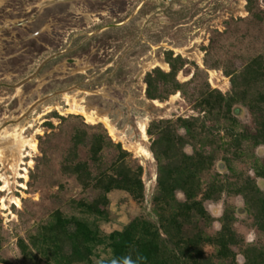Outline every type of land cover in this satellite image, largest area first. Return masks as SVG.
<instances>
[{
    "label": "rangeland",
    "instance_id": "374dc122",
    "mask_svg": "<svg viewBox=\"0 0 264 264\" xmlns=\"http://www.w3.org/2000/svg\"><path fill=\"white\" fill-rule=\"evenodd\" d=\"M247 67L254 74L245 80ZM148 72L159 98L147 94ZM235 77L229 116L243 149L264 161V139L255 147L243 141L264 135V0H0V264L107 262L99 246L71 251L55 225L86 221L101 237L138 217L158 223L155 203L185 201L181 190L154 198L169 171L192 174L198 162L188 177L197 210L182 227L190 254L264 264V201L255 220L238 188L222 179L231 175L225 145L205 129L189 136L179 119L200 118L192 132L230 125L218 110L203 115L200 102L214 89L232 95ZM238 166L264 195V179ZM134 171L144 198L122 189Z\"/></svg>",
    "mask_w": 264,
    "mask_h": 264
},
{
    "label": "trees",
    "instance_id": "16d2710c",
    "mask_svg": "<svg viewBox=\"0 0 264 264\" xmlns=\"http://www.w3.org/2000/svg\"><path fill=\"white\" fill-rule=\"evenodd\" d=\"M244 74L246 76L245 80H247L253 76L254 70L252 71L250 67H247ZM145 79L148 85V96L150 98H159V96L154 94L152 89V73L148 72ZM236 79L235 77L231 80L234 88L231 91L232 95L224 94L214 89L206 94H202L200 102L201 110L204 112L203 115L210 114L213 110H218L223 113V116L219 113L220 118L229 121L230 125L221 124V120L218 117L217 121H220L216 125L219 130L217 134L212 130L213 127L208 128L207 126L205 128L199 126L195 132H192V127L196 125L200 118L191 116L189 118L180 117L179 119L189 124L186 128L189 136L192 134L199 135L198 131L205 129L209 137H215L218 139L220 145H225L226 155L221 159L226 168L231 172V175L223 174L221 175L222 179L225 181L231 180L229 187L238 188V192L244 200L245 211L252 215L255 220H258V218L261 219L262 217L264 195L251 175L247 174L245 176L240 173L238 165H241V163L249 164L255 175L264 179V161L255 157L254 153L251 154L250 146V149H243L240 135L236 133L234 128L237 120L229 116L233 96L236 94ZM248 107L251 110L256 109L254 108L256 106L252 104H249ZM222 131H225L224 137L221 136ZM163 134L165 132H159L161 138H163ZM261 134L257 131L251 137L243 139V141L250 142L253 140L254 142L252 143L254 144L252 146L255 147V145L260 144L258 139H264V135ZM236 148L240 150L238 154L235 153ZM208 159L213 162L217 159V156L212 153L208 156ZM202 165V162H198L199 167H202ZM199 167L198 170L200 169ZM198 170L192 174H187L182 168L169 171V182L161 190L163 194L160 197L155 196L154 198H162L163 201H166L173 192L181 190L185 195V201L175 202V207H171L165 202L164 209L160 207L162 202L159 204L155 203L153 211L158 218V223L147 220L144 217H138L122 231H116L110 235L101 237L94 234L86 221L65 222V224H71L72 228L67 227L65 224L55 225V227L70 241L71 251L73 252L79 247L78 243H82L87 252H90L93 247H102L104 252L108 254L107 262L103 261V264H214L210 259L203 258L198 253L192 256L190 254L192 252L190 246L193 244V241L182 233V227L187 223H191V212L197 210L196 206L198 203L194 200L191 182L188 180V177L194 179ZM126 183L122 189L127 190L138 198H144L143 184L138 171H134L132 177ZM230 220H234V216ZM71 229H74V231H71ZM79 239H81L80 242ZM86 259L89 264H92L89 258Z\"/></svg>",
    "mask_w": 264,
    "mask_h": 264
},
{
    "label": "bare ground",
    "instance_id": "6f19581e",
    "mask_svg": "<svg viewBox=\"0 0 264 264\" xmlns=\"http://www.w3.org/2000/svg\"><path fill=\"white\" fill-rule=\"evenodd\" d=\"M162 68H165L167 64L165 63H160L158 64ZM156 101V100H155ZM67 104L70 105L71 109L76 110L80 112L89 122H94L96 116L92 111H89L83 104H81L78 100H74L71 97L67 98ZM103 121L105 122L107 128L109 129V133L111 136L115 137L116 136V131L112 123L106 118L102 116ZM33 147H36V144H32ZM3 190V188L1 189Z\"/></svg>",
    "mask_w": 264,
    "mask_h": 264
},
{
    "label": "clouds",
    "instance_id": "9594fccd",
    "mask_svg": "<svg viewBox=\"0 0 264 264\" xmlns=\"http://www.w3.org/2000/svg\"><path fill=\"white\" fill-rule=\"evenodd\" d=\"M248 239H249V241H251V240L253 239V237L250 235V236L248 237Z\"/></svg>",
    "mask_w": 264,
    "mask_h": 264
}]
</instances>
